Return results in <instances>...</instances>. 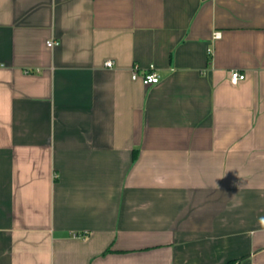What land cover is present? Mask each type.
<instances>
[{
	"label": "crops",
	"instance_id": "0c3cea01",
	"mask_svg": "<svg viewBox=\"0 0 264 264\" xmlns=\"http://www.w3.org/2000/svg\"><path fill=\"white\" fill-rule=\"evenodd\" d=\"M232 263L264 264V0H0V264Z\"/></svg>",
	"mask_w": 264,
	"mask_h": 264
},
{
	"label": "built area",
	"instance_id": "2783aa9c",
	"mask_svg": "<svg viewBox=\"0 0 264 264\" xmlns=\"http://www.w3.org/2000/svg\"><path fill=\"white\" fill-rule=\"evenodd\" d=\"M222 33L221 31L217 30L213 33V38L214 39H219L221 38ZM58 42L55 40H48L47 45L50 47H54L57 45ZM105 65L107 67H113L114 62L112 60H107L105 62ZM132 78L134 80H141L145 85H152L156 84L160 81V76L157 74L155 71V65L151 64L148 69L146 70H141L138 64H135L132 68ZM245 78V74L240 73L238 71L231 72V81L233 83H237L239 80H242Z\"/></svg>",
	"mask_w": 264,
	"mask_h": 264
},
{
	"label": "trees",
	"instance_id": "16d2710c",
	"mask_svg": "<svg viewBox=\"0 0 264 264\" xmlns=\"http://www.w3.org/2000/svg\"><path fill=\"white\" fill-rule=\"evenodd\" d=\"M233 264V263H232Z\"/></svg>",
	"mask_w": 264,
	"mask_h": 264
}]
</instances>
